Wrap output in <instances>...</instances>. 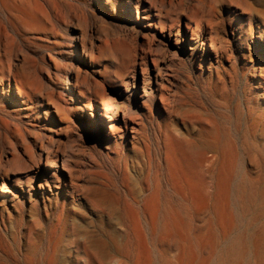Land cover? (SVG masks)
<instances>
[{
  "label": "rangeland",
  "instance_id": "obj_1",
  "mask_svg": "<svg viewBox=\"0 0 264 264\" xmlns=\"http://www.w3.org/2000/svg\"><path fill=\"white\" fill-rule=\"evenodd\" d=\"M50 1L66 2L73 13L72 19L64 21L67 24L57 27L56 35L60 39H54L55 34L41 28L17 21L7 10L2 12L3 17L9 16L15 22L11 32L12 44L24 50L34 64L44 66L45 59L55 67L49 55L63 64L72 57L76 46L77 50L83 49L80 38L74 40L70 34L89 33L91 41L99 46L97 57L92 62L76 60L75 65L79 63L83 73H88L99 83L86 95L97 109L94 112L76 110L69 122H65L54 110L47 117L48 106L39 99L10 109V105L0 103L1 108H6L0 111V115L15 126L17 139L24 142L18 149L23 164L15 166L12 171L6 168L3 172L5 183L13 194L2 193L0 183V264H74L85 241L105 239L115 230L119 231L117 216L111 219V216L98 215L83 203L81 197L82 190L92 180L107 178L117 184L114 174L120 163L118 156L114 155L117 151L126 149L134 155L131 164L136 174L146 162L137 154L147 151L150 178L152 181L163 180L164 198L172 201L164 182L171 178L169 168L174 161V149L182 145L174 137L202 143L209 132L232 142L237 151L236 175L232 183L237 227L228 241L220 246L213 264H219L225 258L226 249L237 237L244 239L249 251L246 264H254L250 255L252 240L259 229L264 228V53L260 50L263 45L260 39L255 37L247 45L240 37L242 27L247 23V13L224 0H175L161 17L162 25L166 27L161 32L155 27L150 28L144 14L137 21L134 0H118L119 5L112 8L106 6L107 0L98 5L89 1L85 6L75 0ZM246 1L257 8L264 6V0ZM147 2L144 0L141 4ZM199 2L216 11L215 20L221 37L218 56L210 43L191 44L190 31L182 24L188 8ZM130 9L134 10L135 17ZM12 12H15L13 8ZM177 19L181 21V37L169 33V27L174 26ZM255 21L258 22L256 16ZM64 25L68 26L70 34L66 35ZM123 30L126 32H119ZM207 32L203 28L202 37L208 35ZM128 33L136 35L142 50L136 64L128 62L123 53L102 48L100 38L103 35L124 36ZM148 35L156 36L154 51L149 55L144 47ZM18 62L20 68L22 64ZM44 72L41 71L43 82L47 78ZM70 80L76 83V75H71ZM5 84L6 90L10 89L16 95L15 83L12 88ZM48 87H42V91L59 90L51 84ZM67 87H63V95L67 94ZM100 89L118 107V113L116 110L110 113L113 122L102 120L103 113L98 111L102 107L98 95ZM3 95L0 86V97ZM76 97L75 92L72 98ZM92 114L97 119L94 124L100 120L105 123L106 132L89 125L85 132L82 131V122L88 124ZM52 117L56 125L51 121ZM125 120H128L127 126ZM110 126H114L115 134L111 133ZM132 126L136 127L138 134L132 132ZM52 133H56L54 136L66 146V161H59L57 169L46 167L49 163L47 152L39 163L38 159L36 163L32 162L25 154V148H32L33 143H38L36 151H40L41 140ZM133 136H139L136 146H133ZM7 148L6 139L0 132V154L10 163L13 153ZM212 168L215 169L216 165ZM213 169L207 170L210 174L204 172L205 169L202 173L214 187L216 172ZM71 183L81 190L75 202ZM214 216L216 212L212 209L204 212L191 208L188 215L185 214L193 231L214 220ZM151 248L155 264H161L165 247L154 243Z\"/></svg>",
  "mask_w": 264,
  "mask_h": 264
},
{
  "label": "bare ground",
  "instance_id": "obj_2",
  "mask_svg": "<svg viewBox=\"0 0 264 264\" xmlns=\"http://www.w3.org/2000/svg\"><path fill=\"white\" fill-rule=\"evenodd\" d=\"M75 1L85 6L89 1L98 5L102 0ZM141 1L144 0H137V2L134 0L137 21H139L140 15L144 14V17L149 20L150 28L155 27L164 32L166 27L162 25L161 17L167 6L173 5L175 0H147L148 2L144 5L141 4ZM224 1L234 3L239 9L247 13V23L243 25L242 30L249 39L245 37L243 31L240 32V37L244 41L246 40V44L249 40L253 42L254 38L257 37L263 44L262 47L260 46V50L264 53V6L257 8L246 0ZM118 5V0H107L106 2V6H110V8ZM7 10H10L8 12L21 23L30 27L41 28L51 35L55 34L54 39L56 40L60 39L56 35L57 27L59 28L61 24H67L64 21L73 17L72 10L68 9L66 2L0 0V86L4 94L3 97H0V103L10 105L8 106L10 109L21 104L34 103V99H39V102L48 106L45 113L47 117L54 110L65 122H69V117L76 110L82 112L95 111L96 107L94 108V104L86 95L92 86H99V83L89 77L88 73H83L79 63L76 64L77 66L75 65L76 60L84 62L83 60L87 59L92 62L96 59L99 46L96 47L95 42L91 41V35L89 33L81 35L79 32L70 34L71 31L68 26L64 25L66 35L70 34L74 40L80 38L82 51L77 50L76 46V49L72 51V57L63 64L57 58L49 55L55 67L51 63H47L45 59H43L44 66L36 65L24 53V50L12 44L11 32H13L15 22L9 16L3 17L2 12ZM130 12L135 17L134 10L130 9ZM215 14L216 11L213 7L199 2L188 8L187 17L182 21V24L184 23L190 31L191 44L201 42V45H205V43H210L212 51L218 56L221 37ZM255 16L258 22L255 21ZM80 19L83 20L82 17ZM175 22L174 26L169 27V33L170 35L175 33V36L181 37V21L177 19ZM135 26L137 27L138 24L135 23ZM203 28L208 30V35L205 37L201 35ZM124 31L126 32V30L119 32ZM155 37V35H148L146 39L144 47L148 49V55L154 51ZM100 39H102L103 49L123 53L126 60L132 64L138 62L142 50L140 51V45L135 34L128 33L124 36L106 34ZM19 53L22 55L21 57H19ZM18 61H21L22 64L20 68ZM41 71H45L44 73L47 74L45 82L42 80L44 75H41ZM73 74L76 75V83L70 80ZM13 82L17 91L16 95L10 89L6 90L5 88V83L8 84L9 88H12ZM262 82L260 83L262 84ZM48 83L59 90H52L49 93L43 92L42 87L49 88ZM65 85L68 86V91L66 95H63L61 91ZM75 92L77 97L73 99L72 96ZM98 95L102 101V107L98 108V111L103 113L102 120L107 119L108 122H113L114 119L110 117V113L112 114L115 110L118 113V107L110 101L109 96L107 97L108 94L106 95L102 89ZM1 110H6V108L0 107ZM122 113L125 116L126 109ZM92 115L93 117L88 121V124L86 121L82 122V131L85 132L87 125H89L90 127L97 126L106 132L105 123L100 120L95 122V124L97 123L95 125L93 121L97 119L95 114ZM52 119L51 121L56 125L55 119L53 117ZM125 125H128V120H125ZM131 128L132 132L138 134L135 126ZM110 129L111 133L115 134L114 126H110ZM0 132L6 139L7 149L13 153V160L10 163L6 162L4 155L0 154L1 192L13 194L10 191V186L5 183L3 172L6 168L12 171L15 166L23 164L18 149L24 142L17 139L15 126L1 115ZM54 134L56 133H52L50 137L41 140L40 151H36V148L39 147L38 143H33L32 148H25V154L29 156L32 162L36 163L38 159L39 163L43 159L44 153L47 152L46 160L49 163H46V167L57 169L59 161L64 160L65 163V143L62 144ZM207 134L208 137L202 143L174 137L180 140L182 145H177V148L174 149V161L170 163L169 168L171 178L170 181L164 182L173 198L172 201L164 198L163 180H151L150 156L147 151L137 154L146 160L140 168L141 171L137 174L131 164L134 155H130L126 149L117 151L114 154L120 159L119 165L114 170L118 179L117 184H112L107 178L105 180H92L82 190L81 197L83 203L98 215L111 216V219L113 216H117L119 231L115 230L105 239L85 241L79 248L80 252L76 256L74 264H155L151 248L154 243L165 247L161 264H213L220 246L228 241L237 227V216H235L232 205V183L236 175L237 151L232 142L222 140L211 132ZM109 136L107 134L110 141ZM133 140L135 142H133V146H136L139 136H133ZM215 165L216 168L213 169L212 167ZM146 167H148L147 170H145ZM203 169H205L204 172L209 169L216 172L213 181L214 187L207 181L206 175L202 173ZM146 171L148 172L146 173ZM71 189L73 202H75L79 196L77 194L81 190L74 183H71ZM12 197L16 198L17 196L13 195ZM191 208L204 212L212 209L216 212V216H214V220L205 223L197 231H193L185 217ZM225 254V258L219 264H246L249 251H247L244 239L242 237L235 238L229 244ZM250 255L253 257L254 264H264V228L259 229L254 236Z\"/></svg>",
  "mask_w": 264,
  "mask_h": 264
}]
</instances>
